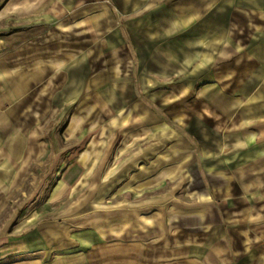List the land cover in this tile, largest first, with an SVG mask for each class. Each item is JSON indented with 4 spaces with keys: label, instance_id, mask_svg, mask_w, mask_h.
Listing matches in <instances>:
<instances>
[{
    "label": "rangeland",
    "instance_id": "1",
    "mask_svg": "<svg viewBox=\"0 0 264 264\" xmlns=\"http://www.w3.org/2000/svg\"><path fill=\"white\" fill-rule=\"evenodd\" d=\"M42 1L20 0L31 15L11 1L0 14V92L12 73L30 77L0 110L44 152L11 183L0 225L12 221L25 250L27 233L62 223L61 241L34 238L43 263L63 249L79 253L67 264H188L182 252L226 237L264 264V33L253 31L263 17L223 26L224 16L191 14L203 1L165 0L161 19L143 24L139 0H103L91 23L75 8L43 17ZM80 57L70 104L67 67ZM204 206L207 218L189 216Z\"/></svg>",
    "mask_w": 264,
    "mask_h": 264
},
{
    "label": "crops",
    "instance_id": "2",
    "mask_svg": "<svg viewBox=\"0 0 264 264\" xmlns=\"http://www.w3.org/2000/svg\"><path fill=\"white\" fill-rule=\"evenodd\" d=\"M9 1H11L10 8L14 9L17 7L18 14L20 16L32 14L33 11H30L32 5H28L27 7H25V4H21L23 1L20 2V0H0V14H4V12L7 11ZM16 1L18 2L16 3ZM117 1V4L119 3L118 6L122 5L119 0ZM125 1L127 2V0ZM139 1L140 7H143V24L144 22H149L151 24L156 23L159 19H161L162 9L168 8V5L170 4L169 1L165 0ZM196 1H203V3H198L197 6L194 4L190 5L191 10H196L191 11V14L209 15L214 13L218 16H224L225 19L223 22V26H228L227 23L231 15H253L263 17L264 19V0ZM88 3H92L93 6L96 5L97 10L94 8H86L89 5L84 7V4ZM101 6L103 7V9L105 8L103 0H43L42 7H40L38 11L39 13H41V16L46 18H52L53 16L62 17L68 15L70 10L75 8L76 16H83V18L85 17L87 20L91 21V23H95V19L101 17L102 15V9H100ZM81 10H83L84 13H82ZM253 31H256L259 37L260 32L264 33V25H262L261 28H255ZM175 38L179 41L178 35H175L170 39L174 40ZM262 47H264V44L262 45ZM241 57L242 55H239L234 59L237 64L242 63L243 59L240 60ZM80 58H76L75 61V58L69 61L70 65L67 67V69H69V71L71 72V77L67 84L65 95L67 97L66 101H68V103L70 104L74 102L76 96L80 95L78 86V81L80 80L79 75H81L83 71L82 64L86 62V59L84 57L83 59ZM247 59H251L252 61L256 59L258 62H261L260 56H257L256 54H254L251 58ZM238 73L239 76H241L242 78V75L244 74L242 73V70ZM7 78V80H10V86H8V88L5 89L4 92H0V107H2L5 98H8L9 101H12V103L15 104L18 98L26 95V90H28L27 81H29V76L21 78L20 75L16 76L15 73H12V75ZM210 80L215 81V79L213 78ZM212 81L207 80L206 82H204V86L210 85ZM215 83L217 82L215 81ZM104 108L107 109L106 107ZM104 112H107V115L109 116L115 115L117 113L112 109L110 110V107L106 111L104 110ZM6 117L7 114L5 115V113L0 110V216L2 213L1 209L2 207H4L7 196L9 195V193L14 191V188H16L14 186L15 184L12 186L11 183H16L18 179L21 178L20 176L24 175L27 172L31 163L37 158L42 157L44 153L42 151L40 141L39 139H37L34 133L25 134L20 132L18 128H15V126L12 125L11 127L12 123L10 124ZM77 122H81V119L74 118L73 123H70L71 129L75 130V128H77ZM138 122L139 123L136 124V121L131 120L127 123L126 126H141L143 125V118L139 119ZM123 124L124 122H120V125ZM156 173H158V171ZM160 176H164V173L161 172ZM147 188L153 187H143V190H147ZM14 202L15 201H13L12 206H14ZM140 204L144 205V203ZM207 206H209V203ZM201 208L202 207H193V209H196L198 213L189 216H194L196 219H199V217L207 218L208 213L206 212V207H203L204 213L200 210ZM189 209H192V206H188L186 208L187 214L190 213V211L188 213ZM11 223L12 221L8 222L9 225ZM9 225H7L6 227H2V224L0 225V264H67L68 262H77V260H80V258L78 259L79 253L74 254L69 250L65 251L63 249H58L57 251H54V256L52 260L48 263H43V261L35 257L34 252L36 251V248L33 247L35 236L40 235L50 240L52 239L56 241H61L63 235L65 234L66 228H64L62 226L63 224L60 222H47L42 224L41 228H38V231L37 229H35L27 233L25 237L28 247L25 250L20 248L18 232L15 233L13 231V228L12 230H8ZM210 239L211 237H209V240ZM220 240L222 242H220L216 246H212L209 241H206L207 243L204 244L202 247H195L187 252H182V254L183 256L187 257L188 264H208L206 262H210L211 264V260L213 261V264H251L252 259H250L249 257L245 259L244 256L245 254H249V256L252 257L254 252H246L240 248H237L236 246L231 247L233 243L232 237V241L230 242V244H228V239L226 237L220 238ZM30 250L32 253H30ZM197 250H199L200 253L197 252ZM24 253H26L27 255H25ZM202 256L203 259L207 261H201L200 258ZM122 259L126 261L127 256H123Z\"/></svg>",
    "mask_w": 264,
    "mask_h": 264
}]
</instances>
